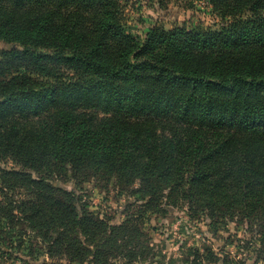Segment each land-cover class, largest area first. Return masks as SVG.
Listing matches in <instances>:
<instances>
[{"label":"trees","instance_id":"1","mask_svg":"<svg viewBox=\"0 0 264 264\" xmlns=\"http://www.w3.org/2000/svg\"><path fill=\"white\" fill-rule=\"evenodd\" d=\"M127 1L0 0V264H142L144 225L169 209L214 234L242 227L260 264L264 0H193L188 20L143 36ZM54 181L125 196L121 221ZM186 257L245 264L223 248Z\"/></svg>","mask_w":264,"mask_h":264},{"label":"rangeland","instance_id":"2","mask_svg":"<svg viewBox=\"0 0 264 264\" xmlns=\"http://www.w3.org/2000/svg\"><path fill=\"white\" fill-rule=\"evenodd\" d=\"M130 32L143 36L147 29L155 23L162 22L170 27L179 22H184L190 17V7L193 0H173L166 9L160 10L150 0H128ZM194 6H198L193 3ZM186 6V7H185ZM5 47L0 43V48ZM55 186L66 190H73L80 194L87 202L89 210L111 218L113 223L120 222L128 198L121 196L113 190H102L92 184H84L79 188L73 182L54 181ZM149 239L152 255L142 264H185L187 252L191 248L204 247L223 248L231 257L251 264L255 258L254 253H247L249 238L242 227L235 224L221 228L215 234L208 226L206 219L191 220L184 210L169 209L165 214L150 216L143 228ZM13 259L14 264H42V258L21 259V253ZM47 260V259H46ZM48 264V262H47ZM260 264H264L260 262Z\"/></svg>","mask_w":264,"mask_h":264}]
</instances>
